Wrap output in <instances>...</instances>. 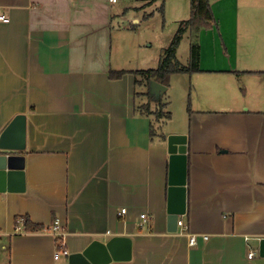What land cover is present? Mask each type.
<instances>
[{
    "label": "crops",
    "instance_id": "crops-1",
    "mask_svg": "<svg viewBox=\"0 0 264 264\" xmlns=\"http://www.w3.org/2000/svg\"><path fill=\"white\" fill-rule=\"evenodd\" d=\"M151 2L0 0L10 17L0 21V134L27 114L26 189L0 192V264H69L55 256V220L69 253L132 239L130 259L103 264H264V7L211 0L217 23L200 32L192 111L170 126V86L156 95L115 54L116 19ZM149 101L170 119L140 113ZM171 133L188 136L179 219L209 235L196 245L168 222ZM24 216L44 228L25 229Z\"/></svg>",
    "mask_w": 264,
    "mask_h": 264
},
{
    "label": "rangeland",
    "instance_id": "rangeland-1",
    "mask_svg": "<svg viewBox=\"0 0 264 264\" xmlns=\"http://www.w3.org/2000/svg\"><path fill=\"white\" fill-rule=\"evenodd\" d=\"M151 1V6H148L146 11L135 12V9H127L126 16L118 17L114 24L116 27L114 34L115 54L124 58L121 63L129 59L131 62H126L124 65L130 69L156 68L161 55L170 46L182 21L191 16L190 0H166L165 3L163 0ZM263 7L264 0H239L238 6V8L247 10ZM147 13L148 17L144 18ZM134 16L139 18L138 22L132 18ZM190 45V32L187 31L177 52V58L182 64L187 65L189 63ZM194 82V78L189 74L180 73L171 76L170 87L167 92L168 96H172V99L170 98L171 103L168 110L173 112L174 118L173 121L167 120L170 126L179 120L183 121L182 117L188 108ZM143 83H145L144 79ZM144 87L148 90V87ZM144 87H139V89ZM155 108V110L159 109L156 105ZM163 128L168 130V126L166 127L165 124H163ZM64 258L61 256L59 260L63 261Z\"/></svg>",
    "mask_w": 264,
    "mask_h": 264
},
{
    "label": "water",
    "instance_id": "water-1",
    "mask_svg": "<svg viewBox=\"0 0 264 264\" xmlns=\"http://www.w3.org/2000/svg\"><path fill=\"white\" fill-rule=\"evenodd\" d=\"M153 93L160 95L167 85L153 80ZM168 222L177 225L179 216L187 212L188 136L168 135ZM27 148V114L18 113L0 134V192L25 191V155ZM259 254L264 257V237L259 241ZM132 256V239L113 236L108 241L94 240L85 250L68 255L69 264H103L112 259L128 260Z\"/></svg>",
    "mask_w": 264,
    "mask_h": 264
},
{
    "label": "trees",
    "instance_id": "trees-1",
    "mask_svg": "<svg viewBox=\"0 0 264 264\" xmlns=\"http://www.w3.org/2000/svg\"><path fill=\"white\" fill-rule=\"evenodd\" d=\"M165 3V0H163ZM164 4L162 6V9ZM191 16L187 20H183L178 28L170 46L161 55L160 62L156 68L135 71L136 74H142L144 79L151 83L156 80L167 86H170L171 76L178 73L192 74L201 71L200 58L201 46L199 43L200 32L202 29H211L216 23L215 13L212 8L211 0H190ZM189 31L191 37L190 60L187 65L182 64L177 58L178 47L184 37V34ZM127 70H111L110 77L113 79L121 78ZM166 103L160 101L157 110L151 109V102H146L138 105V109L142 114L155 113L158 119H170V112H164ZM188 111L191 112V103L188 104ZM154 133V129H153ZM24 227L27 230L36 229L41 225L34 224L28 216H24Z\"/></svg>",
    "mask_w": 264,
    "mask_h": 264
},
{
    "label": "built area",
    "instance_id": "built-area-1",
    "mask_svg": "<svg viewBox=\"0 0 264 264\" xmlns=\"http://www.w3.org/2000/svg\"><path fill=\"white\" fill-rule=\"evenodd\" d=\"M111 1L117 2L118 0H111ZM0 21H2V22H9L10 21V17L8 15H6L5 13H3L1 10H0ZM125 211H126V209H123V212H125ZM142 217L146 218V214H142ZM18 221L21 222L22 225L24 224V218H19ZM178 225L181 226V233L188 235L189 243L191 245H196L197 243H199L200 236H202V238L204 240H207L209 238V235H207V234H196V233L188 232V230H189L188 225H186L182 219L178 220ZM20 228L21 227L18 226L17 230ZM53 229L56 232L55 234H56V238H57V250H56L55 256L57 259H59L62 255H69V251L67 250L66 245H65V238H64L65 234L63 232L59 231L60 230V223L58 220H55V222L53 224ZM184 232H187V233H184ZM253 256H254V252H250L249 257H253Z\"/></svg>",
    "mask_w": 264,
    "mask_h": 264
}]
</instances>
